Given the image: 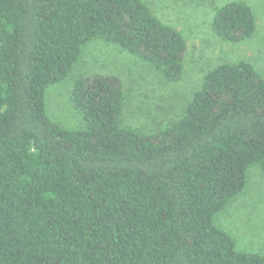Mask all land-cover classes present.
<instances>
[{
	"label": "trees",
	"instance_id": "obj_1",
	"mask_svg": "<svg viewBox=\"0 0 264 264\" xmlns=\"http://www.w3.org/2000/svg\"><path fill=\"white\" fill-rule=\"evenodd\" d=\"M227 43L256 30L252 8L216 10ZM126 52L167 83L187 44L144 0H0V264H264L215 216L264 175V79L246 61L209 70L184 109L142 132L121 123L112 73L72 78L83 127L46 113L84 48Z\"/></svg>",
	"mask_w": 264,
	"mask_h": 264
},
{
	"label": "rangeland",
	"instance_id": "obj_2",
	"mask_svg": "<svg viewBox=\"0 0 264 264\" xmlns=\"http://www.w3.org/2000/svg\"><path fill=\"white\" fill-rule=\"evenodd\" d=\"M248 4L256 30L239 43L219 40L212 30L217 9L230 2ZM155 16L176 29L186 40L187 56L180 80L165 82L160 74L136 57L100 42L88 44L71 75L46 90V113L69 129L83 127L70 100L72 78L86 73H112L120 77L125 105L124 127L147 132L181 113L203 76L216 65L246 61L264 79V0H144ZM234 238L237 248L264 252V175L257 167L248 173L247 186L214 219Z\"/></svg>",
	"mask_w": 264,
	"mask_h": 264
}]
</instances>
